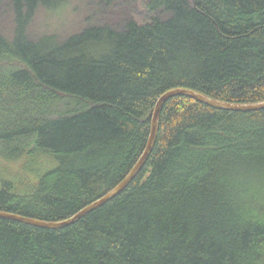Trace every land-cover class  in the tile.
Returning <instances> with one entry per match:
<instances>
[{"label": "trees", "instance_id": "1", "mask_svg": "<svg viewBox=\"0 0 264 264\" xmlns=\"http://www.w3.org/2000/svg\"><path fill=\"white\" fill-rule=\"evenodd\" d=\"M48 4L13 0L0 31V212L61 222L104 197L168 91L264 102V0H146V21L33 40ZM0 264H264V110L170 99L123 193L62 229L0 219Z\"/></svg>", "mask_w": 264, "mask_h": 264}, {"label": "rangeland", "instance_id": "2", "mask_svg": "<svg viewBox=\"0 0 264 264\" xmlns=\"http://www.w3.org/2000/svg\"><path fill=\"white\" fill-rule=\"evenodd\" d=\"M29 26V36L37 40L44 35L59 39L80 31L89 24H109L120 28L129 19L149 18L146 0H118L110 7L100 0H47ZM13 0H0V31L10 38L14 31Z\"/></svg>", "mask_w": 264, "mask_h": 264}, {"label": "water", "instance_id": "3", "mask_svg": "<svg viewBox=\"0 0 264 264\" xmlns=\"http://www.w3.org/2000/svg\"><path fill=\"white\" fill-rule=\"evenodd\" d=\"M177 96H183L188 97L191 99H194L200 103H203L207 106H210L212 108L218 109V110H224V111H232V112H240V113H249V112H257L264 110V102L256 103V104H232V103H226L221 102L217 100H213L208 98L207 96H204L200 93H197L192 90L188 89H174L171 91H168L165 93L157 102L153 116H152V126H151V133L149 137V141L147 143V147L135 165V167L131 170V172L126 176V178L112 191H110L108 194H106L101 199L97 200L96 202L88 205L84 209L80 210L77 214H75L73 217L61 221V222H45V221H39L36 219L26 218L19 215H14L10 213H4L0 212V219H7L12 220L20 223H24L30 226L44 228V229H50V230H57L62 229L68 226H71L75 223H77L82 218L86 217L88 214L92 213L93 211L103 207L116 197H118L121 193H123L130 184L138 177V175L141 173L145 165L147 164L150 155L152 154L159 131V123H160V117L163 111V108L165 104L172 98Z\"/></svg>", "mask_w": 264, "mask_h": 264}]
</instances>
